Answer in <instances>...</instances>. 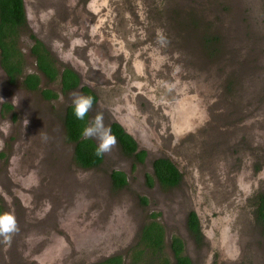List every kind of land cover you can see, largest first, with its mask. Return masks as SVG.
<instances>
[{
  "label": "rangeland",
  "instance_id": "1",
  "mask_svg": "<svg viewBox=\"0 0 264 264\" xmlns=\"http://www.w3.org/2000/svg\"><path fill=\"white\" fill-rule=\"evenodd\" d=\"M91 1L96 2L89 5ZM73 2L76 12L85 6L100 9L101 17L108 20L102 21L101 36L109 35L115 60H130L135 79L129 81L132 71L125 70L129 79L123 76L136 87L130 105L124 102L127 113L122 114L121 100L113 106L119 109L116 120L149 155L133 166L132 159L114 148L103 155L97 168L80 169L62 126L65 100L71 103L77 93L48 104L19 83L8 87L0 73V89L15 99L19 119L15 125L22 117L27 119L34 138L49 143L43 147L41 142L37 167H30L31 173L24 172L15 157L0 162L2 213L14 214L19 225L10 245L0 238V264H35L34 260L36 264H95L111 255H119L122 264H131L129 249L150 214L155 218L157 213L164 227L167 259L170 238L178 236L193 264H217L222 257L227 261L221 264H264V230L255 217L257 197L264 191V0H25L29 27L37 30L35 9L66 7V15H73V8H67ZM91 26L92 32L87 30L93 36L97 29ZM160 30L167 46L157 43ZM29 33L25 28L17 35L25 74L34 72ZM90 49L91 57L104 59L100 46L93 48L94 53ZM108 63L109 75H113L117 70ZM124 69L123 65L118 71ZM84 77L88 78L86 73ZM151 77L176 92L173 98L165 95L167 117L160 122L148 119L147 109L137 108L139 92L151 90L154 96L145 80ZM89 113L91 122L101 112L93 108ZM21 142L22 136L14 151L20 150ZM164 153L181 168L189 166L199 173L206 206L207 198L216 200L217 206L208 209L203 219L204 260L182 226L186 204L191 203L189 186L163 190L153 184L151 161ZM112 171L125 175L123 188L111 187ZM45 185L43 193L40 188ZM31 190L38 194L32 195ZM172 221L180 230L168 225ZM37 240L40 243L29 249ZM217 254L220 257L215 258Z\"/></svg>",
  "mask_w": 264,
  "mask_h": 264
},
{
  "label": "flooded vegetation",
  "instance_id": "2",
  "mask_svg": "<svg viewBox=\"0 0 264 264\" xmlns=\"http://www.w3.org/2000/svg\"><path fill=\"white\" fill-rule=\"evenodd\" d=\"M21 1H22L23 11H24V20H25V25H26L25 28L27 29V31L29 30L30 32L27 36L29 39L32 40V44L29 48V53L33 58L34 72H31L28 74L23 73L24 60L22 56H19V54H15L13 52L11 54V61H12L13 69L16 70V73H14L13 81H11L10 76L6 72L5 62H4L3 55L0 49V73H2V76L5 77L6 85L8 87H13L14 85H18L19 83V86L24 91L37 94L38 98L41 101L46 102L48 104L55 102L57 99H59V97H64V99H66V95L68 94L77 93V94L88 95L85 91H83L85 89L94 98L93 108L97 109L98 112H101L106 116V118L104 119L105 125L111 127L112 124H117L121 128L123 126L125 129V126L123 125V123H121V121L116 120V116H117L116 112H118L119 109L118 107H114L113 105L117 104L116 101L121 100V103L119 105H121L120 108L124 111L122 112V114L127 113L126 108L128 107V104L130 105V102H131L130 98L133 92L135 91V87H136L134 84L130 83V82H133L135 79L134 77L135 72L132 69V67L130 68L129 66V62H130L129 58L124 57L121 59L117 58V60H115V56L117 53L115 52V47L113 48V44L109 38V35L101 36L102 35L101 29L105 27L103 22H108V20L103 19L101 17V13L99 11L100 9L95 10V9H92L91 6L89 7L85 6V7H82V11L78 9L76 12L73 8L75 4L74 2L76 1H74L72 4L67 5V8L69 6H70V9L73 8V11H74L73 15L70 13L66 15V7H63L61 9L52 8V11L49 9H45L44 7L39 8L37 10L35 9L34 20L36 21V29L39 32H41L40 34L37 30L35 29L31 30V28L29 27L28 25L29 17L28 15H26L25 0H21ZM94 2L96 1H91L89 5H91ZM96 5L94 6V8H97ZM102 13L106 15V13L104 12ZM64 16L66 18H64ZM88 21L90 23H88ZM111 21L112 19L110 20V22ZM91 25H94V27L97 29V33H96L97 35L95 33H93V36L92 34L90 35V32H92ZM94 36H96V38ZM36 42H39V44L41 45V49H42L41 53H43V56L45 57L47 63H49L55 71V75L52 80H49L48 76H46L42 72V70L39 68L38 58H37L38 55L32 52V46H34ZM17 43L18 41L16 42V49L20 53L21 50ZM95 46H100V48L103 51L104 59L99 58L98 55H94V57H91L89 55L87 50L89 48H92L90 50H92V52L94 53L93 48ZM108 61H111L115 66L114 68L117 70L116 72H114L113 75L112 74L109 75L108 71L110 67L108 65L110 64L108 63ZM123 65L125 66V69L122 72H119L118 69ZM66 70H69L70 72H72L77 79L76 86L70 89H66L63 84L64 83L63 79H65L64 73L66 72ZM125 70H127L129 73L132 71L133 73L132 80H129L130 82L125 81V77H127ZM136 70L139 74H141L140 67H137ZM85 73H86V76L88 77L86 79L88 80H86L84 77ZM27 75H34L38 78V83L36 85L35 90H29L24 86L23 80H24V77ZM127 78L129 79V77ZM155 79L156 78L154 77L145 79L148 82L147 83L148 88L150 87L152 88L154 92L153 94L154 96H152V94H149L151 90L139 92L138 93L139 94L138 104H141V105L137 106V108L140 109L141 111H145L147 109L148 111H145L147 114V118L148 119L154 118L156 121L160 122V121H164V118L167 117L166 112L163 111V110H168V108L165 107V105H167L164 102L165 95L171 94V98H173L174 95H176V92H175V89L174 91H172L171 89L164 88L159 82L157 83ZM137 80H141V78ZM56 82H58L57 87H55L54 85V83ZM91 82L93 84H91ZM124 84H126V86L124 88H121L120 86ZM44 91H49L50 93H52L51 97L45 98V96L42 94L44 93ZM14 100H15L14 98H9L5 90L3 91L2 89H0V140L4 142V149L0 151V162L7 163L8 160L11 161L15 157L19 160V163L22 166L23 171L31 173L33 170L30 167H37L38 152L39 150L41 151V147H42L41 142L43 144V147H49L48 145L49 143L46 140H43V141L40 140L41 142H39L37 139H35L33 136L34 130L30 126V124H27L25 126L24 124L25 119L23 117H22L21 123L18 125H15L17 124L19 119L16 116V112H15L16 105L14 104ZM125 101L128 104L124 103ZM172 101H173L172 99L169 101L170 105L172 104ZM134 104L137 105V96H136V99L134 100ZM170 105H169V109L171 108ZM69 106H72V102L66 104V100H65V103L63 105L64 110H63L62 126L64 129L65 140H66L67 145H72L71 154H72V159H73L74 145L68 142L67 137H66V111H67L66 109ZM86 120H87V124L90 123V113H88ZM168 124L170 125V121ZM1 127H5L7 130L4 131L1 129ZM35 128L37 129V127ZM150 128L152 127L150 126ZM124 129L122 128L123 131ZM152 129L154 130L155 133H161L160 129L158 131H156L154 128ZM21 136H22L21 148L19 151H14L15 147H17L19 143V139L21 138ZM90 140L97 147L98 142L96 143L95 139H90ZM132 140L135 143L134 153H139V152L143 153L142 162L136 161L134 157H128L126 155H123L120 151L118 143L115 148L118 149L121 155H123L124 157L132 159L133 166L135 165L137 166L138 164H141L144 161H146L149 154L146 149L139 147L138 143L135 142L133 138ZM201 140H204V139H201ZM192 143L193 144L197 143L195 138H192ZM22 149H24L22 151L24 154L21 158L19 156V152ZM157 159H167L175 167L178 174L180 175V180L176 186L164 188L157 182L154 176V170L152 166V163ZM102 161H103V157H102ZM101 163L99 165H101ZM79 168L83 170L95 169L94 167L88 168V169L81 168V167ZM151 172H152L153 184H156L160 189L173 190V189L181 188L184 184L189 186L188 195H189V200H190L189 202L191 203L186 204L187 209L184 212L182 226L185 230V233L188 234L193 241L194 248L196 249L194 251L199 252L201 254L200 258L204 260L206 258V254L204 252L203 246L205 244L204 238L207 235L205 234V231H203V228H202L203 219L205 215H208V209H212L217 206L216 200L211 199V197L207 198L208 202L206 206L204 204L205 191L200 190V187L202 186L201 184H199L201 180L199 173L196 170H191L189 166L181 168L179 164L176 165L172 161V159H170L168 155L165 153L160 154L157 157L153 158V160L151 161ZM148 181L149 179H147V182ZM17 183H18V180H17ZM110 183H111V187L115 189L111 179H110ZM153 184L151 182V185ZM18 187H19L18 191H21L20 190L21 187L19 183H18ZM33 187L38 188L39 186L37 184H33ZM40 189L43 190V193H44L47 189V186L45 185L44 187ZM31 191H32L31 192L32 195L38 194V190L36 191L31 190ZM263 192L260 193L257 197V205H256V211H255L256 221L260 225L261 223H260V218H259L260 216L258 214V207H259V196L261 195L263 196L264 195ZM141 199H144V198H140V201ZM147 204H148V201L146 200L144 205L146 206ZM0 209H1L0 213H2L3 209L1 208V206H0ZM191 214L195 216L197 229H198L197 236H196V233H194L190 229V226H189L188 220ZM160 216L161 214L157 213L155 215V218H153V216L150 214L148 222L141 227L140 232L138 234V238L134 246L131 247L128 252V254L131 257V262H132V258L135 252H139L140 250H143L145 261L149 262L150 260L148 256L150 252L148 251V249H144L141 245H139L140 238L143 237L142 230L145 226L150 225V223L152 222L159 225L162 230V241H163L165 232H164L163 225L159 222ZM169 224L170 225L175 224L174 226H177L180 230V226L178 223H175L172 221L168 223V225ZM223 228L224 226L222 225L220 226L219 230H222ZM173 238H177L180 240L181 244L183 245L182 256H185L188 259L189 264H193L192 258L185 251V246H184L183 241L178 236H173L170 238L168 248L170 251L171 259L169 261L170 257L168 258V261H169L168 264H176V260L171 250V242ZM38 243H40V240H37L35 244L31 246L29 249H32L33 247L37 246ZM65 246H66V243L64 244V247ZM163 246H164V243H163ZM162 252L165 253V247L162 248ZM231 254L233 253H230V255ZM114 256H119V255H111L109 256V258L114 257ZM217 256L220 257L219 254H217L215 255V258H218ZM219 261L220 263H217V264H221L223 261H227V258H224V257H222V259L219 258ZM34 262L35 264L37 263L35 260ZM140 263L141 262H139V264Z\"/></svg>",
  "mask_w": 264,
  "mask_h": 264
},
{
  "label": "trees",
  "instance_id": "3",
  "mask_svg": "<svg viewBox=\"0 0 264 264\" xmlns=\"http://www.w3.org/2000/svg\"><path fill=\"white\" fill-rule=\"evenodd\" d=\"M25 26L22 1L0 0V49L5 62L6 72L10 76L11 81H13V75L16 73V70L13 69L12 66L11 54L14 52L15 54H19V56H21L16 49V42L18 33L23 31ZM32 52L38 55L37 58L39 68L46 76H48L49 80H52L54 78L55 71L51 65L47 63L43 53H41L42 49L39 42H36V44L32 46ZM64 77L65 79H63V84L66 89L76 86L77 79L72 72L66 70ZM37 83L38 78L34 75H27L24 77L23 84L29 90H35ZM83 91L90 95L87 90L84 89ZM42 94L45 98H49L52 93L44 91ZM66 110V137L67 141L74 145L73 159L75 164L85 169L97 167L102 162L103 156L96 157L94 155V150L96 148L94 143L90 139L86 140L82 138V131L87 124V117L85 118V121L82 122L75 118L72 106L67 107ZM111 130L117 138L121 153L128 157H134V159L138 162H142L143 153H134L135 143L132 138L117 124H112ZM152 166L154 176L162 187L169 188L178 184L180 175L167 159H157L152 163ZM110 179L115 189H121L126 185V178L120 171H112ZM148 182L151 184L150 179ZM142 203L144 204L145 200H142ZM258 214L260 216L261 226L264 228V195L259 196ZM188 222L190 229L196 233L197 236L198 229L195 216L191 214ZM142 234L143 237L140 238L139 245H141L144 249H148L150 252L148 255L150 260L149 262L145 261L143 250H140L139 252H135L133 255L131 264H139V262H141L140 264H168L169 261L162 252L163 241L160 226L152 222L150 225L143 228ZM182 248L183 245L180 240L173 238L171 242V250L176 260V264H189L188 259L185 256H182ZM96 264H122V259L120 256H114Z\"/></svg>",
  "mask_w": 264,
  "mask_h": 264
},
{
  "label": "clouds",
  "instance_id": "4",
  "mask_svg": "<svg viewBox=\"0 0 264 264\" xmlns=\"http://www.w3.org/2000/svg\"><path fill=\"white\" fill-rule=\"evenodd\" d=\"M157 43L161 46H167L168 40L163 30H160L157 36ZM94 98L91 95L77 94L72 100V109L75 118L79 121H85L88 113L93 109ZM25 126L28 120H24ZM82 136L84 139H95L98 142L94 150L96 157L110 153L117 145L116 136L112 133L111 127L104 123L102 113H97L94 119L83 128ZM4 149V142L0 140V151ZM19 232V225L14 214L11 212L0 213V238L6 244H11L13 237Z\"/></svg>",
  "mask_w": 264,
  "mask_h": 264
},
{
  "label": "water",
  "instance_id": "5",
  "mask_svg": "<svg viewBox=\"0 0 264 264\" xmlns=\"http://www.w3.org/2000/svg\"><path fill=\"white\" fill-rule=\"evenodd\" d=\"M122 126V125H121ZM122 128L124 129V127L122 126ZM124 132L127 134V135H129L131 138H133L134 140H135V142H136V139H135V137L133 136V134L128 130V129H124Z\"/></svg>",
  "mask_w": 264,
  "mask_h": 264
}]
</instances>
